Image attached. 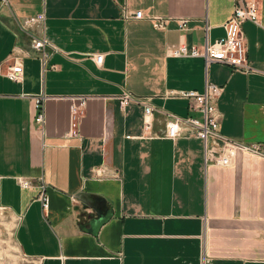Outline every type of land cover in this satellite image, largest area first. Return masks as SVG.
Returning a JSON list of instances; mask_svg holds the SVG:
<instances>
[{
  "label": "crops",
  "instance_id": "crops-1",
  "mask_svg": "<svg viewBox=\"0 0 264 264\" xmlns=\"http://www.w3.org/2000/svg\"><path fill=\"white\" fill-rule=\"evenodd\" d=\"M234 0H7L0 3V208L13 221L16 248L40 264H264V0L259 23L242 33L256 73L202 57L167 55L225 35ZM142 11L140 19L124 13ZM44 20L23 28L24 19ZM168 17L155 29L149 17ZM178 18H185L181 29ZM56 48L43 69L32 41ZM96 53L104 55L100 65ZM17 60L22 80L6 77ZM223 87L216 100L221 137L207 147L185 126L162 137L166 113L196 116L167 90ZM127 91L151 97L152 133L143 107L120 109ZM43 96L44 121L34 120ZM86 96L77 135L70 107ZM230 139L259 154L216 159ZM104 167L111 176H97ZM20 181L28 182L27 186ZM47 206L43 207L40 193Z\"/></svg>",
  "mask_w": 264,
  "mask_h": 264
},
{
  "label": "built area",
  "instance_id": "built-area-1",
  "mask_svg": "<svg viewBox=\"0 0 264 264\" xmlns=\"http://www.w3.org/2000/svg\"><path fill=\"white\" fill-rule=\"evenodd\" d=\"M7 0H0V3H6ZM124 16L140 19L143 17L142 11L138 10L133 13H124ZM152 26L155 29H165L168 23V17L152 16L149 17ZM44 20V13L36 14L35 16L24 19L22 23L23 28H28L34 23L42 22ZM178 24L181 29L185 28L186 19L178 18ZM246 21L253 23H259L258 16V0H234V5L230 17L223 23L225 35L222 38L216 39L212 42L205 41L202 48L196 46L187 47L184 44L170 47L167 49V55L174 57H202L205 62V67L211 62H219L231 66L234 70L243 73H256L255 69L247 56V45L242 33V24ZM32 47L38 52V58L41 65L45 66L47 57L51 52L47 51V48H51L53 52L56 48L51 46L47 39L37 38L32 41ZM93 56L94 62L100 65L103 61L104 55L102 53H96ZM23 69L22 65L14 60V63L7 67L5 72L6 77L13 81L22 80ZM223 87L211 82L205 81L204 89L202 92L196 90H167L163 94V98H181L188 101L189 111L198 112L199 117L186 116L179 117L173 113H166L165 115V127L162 137L175 139L181 134L182 129L185 126L191 127L196 137L200 138L204 142V147H207V141L209 139H215L221 137L219 133V119L221 113L216 107V100L221 95ZM120 109H124L129 103L134 102L140 104L143 107V119L142 127L144 136L154 137L152 133L153 127V113L155 107L151 102V97H139L132 95L131 93L124 91L117 96ZM86 96H77L73 100L70 112H71V124L69 129V135H77V119L78 114L84 107ZM43 96H37L34 100L36 123L41 124L44 121L43 111L41 110V101ZM251 151L259 154L260 151L257 147H248L237 141L225 139L223 141L222 152L216 159L205 156V162L213 164L227 165L231 162L232 157L237 151ZM97 176H111L114 174L107 173L104 167H100L96 170ZM21 185L27 186L28 182L20 181ZM43 207L47 206V198L44 192L40 193ZM3 209L0 208V217L3 216ZM0 243H4V240L0 239ZM7 255H0V264H40L41 259L37 257H29L21 253L17 249V257L19 260H15L10 255V251ZM15 252V251H14ZM15 256V255H14ZM202 264H205L203 260Z\"/></svg>",
  "mask_w": 264,
  "mask_h": 264
},
{
  "label": "rangeland",
  "instance_id": "rangeland-1",
  "mask_svg": "<svg viewBox=\"0 0 264 264\" xmlns=\"http://www.w3.org/2000/svg\"><path fill=\"white\" fill-rule=\"evenodd\" d=\"M12 229L13 221L6 213H4L3 216L0 217V239L4 240V243H0V255H7L9 253L7 251H10V256L15 260H19L16 256L17 248L13 241Z\"/></svg>",
  "mask_w": 264,
  "mask_h": 264
}]
</instances>
